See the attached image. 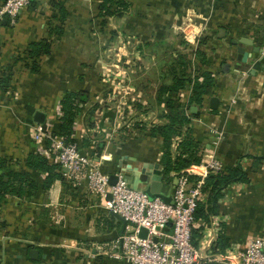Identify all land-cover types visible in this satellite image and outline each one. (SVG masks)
Wrapping results in <instances>:
<instances>
[{
	"label": "crops",
	"instance_id": "0c3cea01",
	"mask_svg": "<svg viewBox=\"0 0 264 264\" xmlns=\"http://www.w3.org/2000/svg\"><path fill=\"white\" fill-rule=\"evenodd\" d=\"M101 2L34 1L15 20L0 22V181L10 186L0 202V264H125L104 253L123 228L106 209V198L93 193L84 177L69 175L48 152V142L38 150L36 128L53 133L60 129L61 101L68 93L82 92L88 99L76 118L74 139L104 174L126 176L128 170L158 164L164 183L172 186L170 195L177 186L179 173L166 174L162 140L151 135L153 127L168 123L167 109L157 99L161 83L169 79L167 68L152 55V64L124 65L125 75L110 76L112 62L104 57L101 41L119 35L120 25H113L119 19L109 18V27L100 16ZM158 2L174 6L157 18L180 21L190 12L188 18L205 26L197 49L209 54L206 68L214 72L216 84L201 108L191 106L196 117L188 126L204 147V161L214 155L225 168L240 164L250 179L225 191L214 218L221 223L208 254L230 262L251 239L264 235V0ZM3 3L0 0V7ZM142 17L152 20L148 13ZM200 27L195 25L196 32ZM137 30L161 37L180 33L172 23L149 34ZM42 39L51 42V52L38 59L40 69L34 73L29 51ZM239 48L249 54L247 61L243 55L239 58ZM196 51L178 52L194 62ZM178 96L187 105L191 88ZM37 113L45 115L43 124L36 122ZM36 154L60 166L56 172L61 179L48 184V173L35 169L29 160ZM138 189L145 190L141 185ZM167 230L171 232V226ZM222 230L230 247L215 254L211 248Z\"/></svg>",
	"mask_w": 264,
	"mask_h": 264
},
{
	"label": "built area",
	"instance_id": "2783aa9c",
	"mask_svg": "<svg viewBox=\"0 0 264 264\" xmlns=\"http://www.w3.org/2000/svg\"><path fill=\"white\" fill-rule=\"evenodd\" d=\"M34 1L47 0H4L0 7V22L15 20ZM47 125L50 129L51 122ZM35 140L38 150H43L44 143L50 142L48 152L55 155L57 163L76 179H87L93 193L105 198L111 194V199H106V209L120 215L127 225L119 238L106 244L108 249L104 253L109 258L125 264H227L225 257L210 256L207 250L216 237L221 220H214L204 231L199 245L193 243L194 213L198 203L205 198L206 179L225 168L214 155L206 156L201 164L192 165L178 175L179 184L171 195L172 203L168 204L160 198L152 200L144 190L134 188L123 173H117L116 185L110 186V175L104 174L95 161L84 156L77 144L66 143L64 138L54 136L49 130L36 128ZM192 177L196 178L193 182ZM169 226L171 232L167 230ZM142 228L147 230V238L139 236ZM228 263L264 264V235L251 239Z\"/></svg>",
	"mask_w": 264,
	"mask_h": 264
},
{
	"label": "trees",
	"instance_id": "16d2710c",
	"mask_svg": "<svg viewBox=\"0 0 264 264\" xmlns=\"http://www.w3.org/2000/svg\"><path fill=\"white\" fill-rule=\"evenodd\" d=\"M132 7L131 0H102L100 4V16L106 19L123 18ZM166 41L158 40L156 42L147 41L139 45L141 49L145 47L160 45ZM51 42L48 39L34 43L29 51V59L31 60V70L36 73L40 69L37 62L41 56L50 54ZM172 53V54H171ZM171 54V55H170ZM199 61L195 64L186 54L172 51L169 55H164L162 60L166 66V76L169 78L167 82H162L158 103L164 104L167 109L166 118L168 123L153 127L151 135L159 137L162 140L164 150L162 164L167 175L171 173H179L181 175L184 170L192 165H199L204 161L202 143L197 141L192 131L188 128L191 118L196 114L191 110V106L195 105L199 108L203 106L206 96L211 92L216 84V76L214 72L207 70L210 63L206 53L202 50L196 51ZM194 66V70L192 67ZM163 77V78H165ZM191 88V97L189 103L182 104L179 100L181 91ZM87 97L82 92L68 93L61 101V119L60 129L54 132V136L62 137L66 143L76 144L74 139V126L76 118L81 111L82 105L87 102ZM178 142L177 153H173V143ZM50 148V142H48ZM30 162L35 169L48 173L46 182L53 183L57 179H61L60 166L48 164V160L40 154L32 155ZM195 181L196 178H190ZM172 181V178H168ZM250 179L243 167L238 164L235 167H226L221 173L211 174L205 182L203 193L205 198L198 203V207L194 213L193 226V243L199 245V239L204 236V231L210 227L215 216L220 212V200L224 197L225 191L236 184H248ZM10 186L8 183L0 181V202L5 198ZM13 188V187H12ZM13 192L22 193L21 189H12ZM230 247L229 238L225 234V230L218 233L217 239L212 245L213 253H221Z\"/></svg>",
	"mask_w": 264,
	"mask_h": 264
},
{
	"label": "rangeland",
	"instance_id": "374dc122",
	"mask_svg": "<svg viewBox=\"0 0 264 264\" xmlns=\"http://www.w3.org/2000/svg\"><path fill=\"white\" fill-rule=\"evenodd\" d=\"M144 1L145 0H131V10L123 18L119 19L116 22L114 21L113 24L114 26L115 24H117V26L120 25L118 26L120 34L115 36L112 40L108 41L107 39V41H101L104 57L108 60H111L112 62L108 66L109 71H107L110 76L115 75L121 77V74L125 75L126 73L123 69L124 65H133V63L135 64L139 61H143L144 63L150 65L152 64V55H156L157 57L159 56L158 58H156L159 64V58L160 60H162L163 56L166 54L169 55L171 50L173 52L184 51L185 53H194L196 50H198L197 48L200 42L203 41L202 38H204L205 26L204 24L200 25L202 23L199 19H195L193 17L188 18L190 12L187 13L188 16L186 14L182 17V19L180 20L181 23L180 21H172L166 19L161 20L157 17H162L164 11H169L171 10V8L173 9L174 5L171 3L168 4L164 2L160 4L158 2L159 0H146L145 2ZM47 2L48 0L43 3ZM132 11L135 13L134 16L132 15ZM145 13L150 14L152 20L149 21L147 18L142 17V15ZM109 20L110 19H106V22L110 27ZM171 23L172 25L175 24L177 27L180 28L179 34L172 33L171 35H168L167 33L165 37H161L158 34L147 36L146 34L143 35L137 33V29L141 31L140 33H148L153 29L156 31L162 30V28L164 27L168 28V25H171ZM195 25L198 27L201 26L198 32H196V29L194 28ZM164 32L166 33L167 30L165 29ZM158 40H165L166 43L145 47L144 49H141L139 47L140 44L146 43L147 41L156 42ZM205 41H208V39ZM188 42L191 44V46ZM178 43H180L181 45L179 46V48L176 49ZM204 46L206 47V44ZM186 47L188 48L186 49ZM145 53H147L148 56L145 55ZM198 61L199 59L197 57L194 61L195 64L198 63ZM139 71L140 73H142V69H139ZM149 71L151 73L153 69L149 68ZM241 90H243V88H241Z\"/></svg>",
	"mask_w": 264,
	"mask_h": 264
},
{
	"label": "water",
	"instance_id": "95a60500",
	"mask_svg": "<svg viewBox=\"0 0 264 264\" xmlns=\"http://www.w3.org/2000/svg\"><path fill=\"white\" fill-rule=\"evenodd\" d=\"M234 44H237L238 41H233ZM239 53H240V57L243 58L245 61L248 60V56L246 52L239 48L238 49ZM262 53L263 51H257ZM257 68L255 67V70ZM218 105V99L214 98L212 101V108H216ZM193 112H196V108L193 107L191 109ZM45 115L43 113H37L36 115V122L39 124H43L45 122ZM158 164L156 165H146V168L143 170H139L138 168L132 169V170H128L130 172V175H126L125 179L134 187V188H138L140 187V185L142 187L145 188L144 192L153 200L155 198H160L162 199L164 202L170 204L172 203V197L170 195V188L172 187L171 185L165 184L164 180H163V175L162 172L159 169ZM118 181V175L117 174H113L110 175V179H109V185L110 186H114L116 185ZM179 184V180L177 179L174 183V185H178ZM107 200L111 199V194L107 195ZM113 215L123 223V228H122V233L125 230V227L127 225L125 219H123L120 215L113 213ZM147 230L145 228H142L140 231L139 236L141 238H147ZM155 241L157 242V239H155Z\"/></svg>",
	"mask_w": 264,
	"mask_h": 264
}]
</instances>
